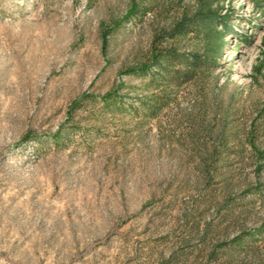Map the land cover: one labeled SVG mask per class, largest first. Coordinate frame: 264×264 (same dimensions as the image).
Instances as JSON below:
<instances>
[{"label": "rangeland", "instance_id": "374dc122", "mask_svg": "<svg viewBox=\"0 0 264 264\" xmlns=\"http://www.w3.org/2000/svg\"><path fill=\"white\" fill-rule=\"evenodd\" d=\"M255 1L0 0V264H198L241 228L218 221L222 206L247 210L244 228L264 221ZM199 8L227 23L164 42L212 68L171 91L130 73ZM164 91L173 97L156 116L103 104ZM201 121L228 135L210 175Z\"/></svg>", "mask_w": 264, "mask_h": 264}, {"label": "trees", "instance_id": "16d2710c", "mask_svg": "<svg viewBox=\"0 0 264 264\" xmlns=\"http://www.w3.org/2000/svg\"><path fill=\"white\" fill-rule=\"evenodd\" d=\"M255 5L264 12V0H256ZM223 23H227V21L202 8L192 14L183 15L170 28L153 39L149 55L140 64L132 67L129 70L130 73L140 77H150L153 83H158L157 87L161 83L163 87L166 85L168 91L196 79L199 74L212 68L215 62L201 53L184 52L164 41L189 34L197 35L206 31L207 28L223 25ZM164 93L167 96H134L130 105L127 104L128 98L123 96H106L103 97V104L112 111L125 112L136 103L139 107H134L132 110L135 115L156 116L172 100L173 96H169V92L164 91ZM199 125L198 128L193 129L194 133L197 132L201 135L196 141L198 148H202V151L199 152V164L203 174L210 175L219 171L218 164L227 151L228 135L225 131V124L219 129L205 125L203 121ZM207 136L213 138L211 148L205 141ZM229 203L231 204V202ZM229 205L222 206L224 210L226 208L228 210L220 213L218 221H224L228 226L241 228L232 237L223 240L219 246L210 248L204 259L198 264H264V221L255 228H244V222L248 217L247 210L235 214L228 208ZM208 225L210 226L211 223L205 225L203 238L208 232L213 231H210Z\"/></svg>", "mask_w": 264, "mask_h": 264}]
</instances>
